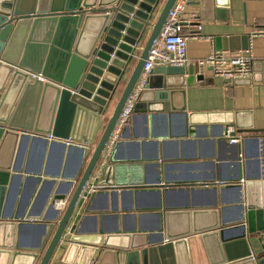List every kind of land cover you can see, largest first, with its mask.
I'll list each match as a JSON object with an SVG mask.
<instances>
[{"label":"water","instance_id":"water-1","mask_svg":"<svg viewBox=\"0 0 264 264\" xmlns=\"http://www.w3.org/2000/svg\"><path fill=\"white\" fill-rule=\"evenodd\" d=\"M174 1L0 0V264H101L103 260L106 264H158V259L171 260L174 255L188 259L187 238L191 235L218 237L221 259L211 264H264V202L260 206L249 198L240 205V224L232 228L237 233L229 237L228 229L217 223L207 227L216 228L214 232L199 231L195 226L174 230L170 222L178 217L188 219L189 211L165 213L166 228H159L154 241L151 234L139 231L104 230L100 226L87 230L83 226L95 197L94 191L84 196L85 187ZM214 41L215 49L221 50L219 38ZM249 47V35H245L237 50ZM261 71L259 81L264 80V62ZM155 72L169 77L185 75L187 86L203 80L193 66H163ZM146 90H157L149 103L142 102ZM172 94L163 91V78L156 82L148 78L133 111L150 112ZM250 131L228 124L221 139L227 142ZM27 139L76 149L80 165L90 155L76 184L74 175L22 168L19 159ZM114 153L115 149L110 162ZM110 162L98 177V193L122 186L112 177ZM22 174L33 178L36 185L54 184L58 178L65 184V190L52 192L46 202L50 213L21 216L7 211ZM165 184L159 186H168ZM226 187L242 192L241 184L219 185ZM56 202H67L63 211L56 208ZM77 207L83 214L75 220ZM196 214L200 213H191L193 220ZM29 226L36 227L35 242L23 239Z\"/></svg>","mask_w":264,"mask_h":264},{"label":"crops","instance_id":"crops-1","mask_svg":"<svg viewBox=\"0 0 264 264\" xmlns=\"http://www.w3.org/2000/svg\"><path fill=\"white\" fill-rule=\"evenodd\" d=\"M182 19L194 23L181 29L187 37L189 64L185 68L193 66L195 74L202 75L203 80L187 86L183 82L185 75L169 77L155 72L163 66L153 67L148 78H152V82L163 78V91L173 94L150 112H132L113 159L108 161L113 166L112 177L122 186L108 193L94 191L91 210L83 220L87 230L99 226L104 230H133L151 234L154 241L159 228H166L165 213L189 211L188 219L178 217L170 222L174 230H192L195 226L199 231L214 232L216 228L207 227L217 223L228 229L230 233L226 236L229 237L237 233L232 228L240 224V205H245L247 198L263 205L264 80L259 79L263 78L264 37H255L252 32L264 28V0H190ZM245 35H249V50L238 52ZM216 37L221 50L215 49ZM213 51L229 57L237 52L251 54L249 81L226 80L214 76L210 66L200 69L195 65ZM134 63L135 59L131 66ZM155 91L146 90L142 102H151ZM228 124L252 131L236 134L226 142L221 134ZM232 130L233 126L228 127V133ZM89 156L80 165V152L76 149L27 139L19 165L29 171L74 175L76 184ZM57 180L54 184L36 185L33 178L22 174L9 197L7 211L21 216L28 212L50 213L46 202L52 192L66 188L61 179ZM97 181L98 178L91 179L89 185L96 187ZM165 183L168 186H159ZM236 184L242 185L241 194L238 188H219V185ZM90 194L92 192L86 190L83 195L89 197ZM66 204L56 202V208L63 211ZM193 211L200 213L195 215V220L191 215ZM82 214V209L77 207L75 220ZM37 237L36 227L29 226L23 232L26 242H35ZM146 239L148 241L149 237ZM218 244H221L218 237L202 239L200 235H191L187 238L188 259L174 255L171 260L158 259L157 263L218 262L221 259Z\"/></svg>","mask_w":264,"mask_h":264},{"label":"built area","instance_id":"built-area-1","mask_svg":"<svg viewBox=\"0 0 264 264\" xmlns=\"http://www.w3.org/2000/svg\"><path fill=\"white\" fill-rule=\"evenodd\" d=\"M189 3L190 0L174 1L173 6L168 12L166 22L152 43L140 76L127 97L115 126L104 145L102 155L97 162L91 179L98 178L108 163L119 141L120 134L130 120L134 105L153 67L156 65L164 67H185L189 64L186 49L187 37L181 33L182 27H190V23H192L190 20L182 19V14ZM191 26L193 25L191 24ZM252 35L255 37H264V28L254 30ZM251 63L252 55L248 53L229 57L223 53L213 51L205 59L198 60L195 65L200 69L205 66H210L214 76L230 81H237L250 78L252 73ZM95 189L96 187L89 184L85 187V191L87 190L88 192H93Z\"/></svg>","mask_w":264,"mask_h":264}]
</instances>
